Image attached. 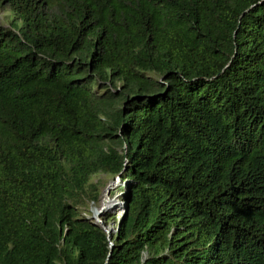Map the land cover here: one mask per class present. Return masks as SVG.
<instances>
[{
  "label": "trees",
  "instance_id": "obj_1",
  "mask_svg": "<svg viewBox=\"0 0 264 264\" xmlns=\"http://www.w3.org/2000/svg\"><path fill=\"white\" fill-rule=\"evenodd\" d=\"M2 14L0 264H264V0ZM97 174L129 182L110 238Z\"/></svg>",
  "mask_w": 264,
  "mask_h": 264
},
{
  "label": "rangeland",
  "instance_id": "obj_2",
  "mask_svg": "<svg viewBox=\"0 0 264 264\" xmlns=\"http://www.w3.org/2000/svg\"><path fill=\"white\" fill-rule=\"evenodd\" d=\"M5 16L6 14L0 15V26L9 27L7 17ZM94 91L97 94L103 93V91L98 88H95ZM90 183L97 184L99 186L98 200L96 202H92V200L86 198L85 204L79 207V219L96 226H105V230H112L115 233L118 227V222L121 220L124 213V211H122V204H124L125 188L128 186L129 182L123 181L120 177L97 174L92 177ZM105 198H109L114 201L116 208L105 211L96 221L92 217L93 211L94 209L101 208L103 206Z\"/></svg>",
  "mask_w": 264,
  "mask_h": 264
},
{
  "label": "bare ground",
  "instance_id": "obj_3",
  "mask_svg": "<svg viewBox=\"0 0 264 264\" xmlns=\"http://www.w3.org/2000/svg\"><path fill=\"white\" fill-rule=\"evenodd\" d=\"M96 208V207H95ZM116 208L114 201L110 200L109 198H105L103 201V206L101 208H96L93 211V218L97 221V219L107 210H111ZM102 221V220H101ZM110 229V228H109ZM107 234L112 233V230H105Z\"/></svg>",
  "mask_w": 264,
  "mask_h": 264
},
{
  "label": "water",
  "instance_id": "obj_4",
  "mask_svg": "<svg viewBox=\"0 0 264 264\" xmlns=\"http://www.w3.org/2000/svg\"><path fill=\"white\" fill-rule=\"evenodd\" d=\"M122 208H123L122 211H124V213H123V216L121 217V220H119V222H118V227L120 226V223H121V221H122V219H123V217H124V214L126 213L127 204H126L125 202H124V204H122ZM118 227H117V229H116V232H117V230H118ZM102 228L105 230V226H102ZM113 233H114V231H113L112 233H109V234H108L109 238H110V236H111Z\"/></svg>",
  "mask_w": 264,
  "mask_h": 264
}]
</instances>
